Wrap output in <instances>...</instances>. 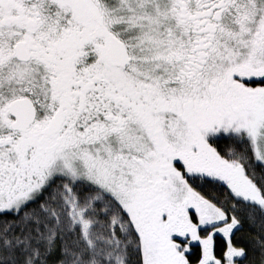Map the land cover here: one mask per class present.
I'll use <instances>...</instances> for the list:
<instances>
[{
  "label": "snow or ice",
  "instance_id": "6c2138e0",
  "mask_svg": "<svg viewBox=\"0 0 264 264\" xmlns=\"http://www.w3.org/2000/svg\"><path fill=\"white\" fill-rule=\"evenodd\" d=\"M0 264H264V0H0Z\"/></svg>",
  "mask_w": 264,
  "mask_h": 264
}]
</instances>
